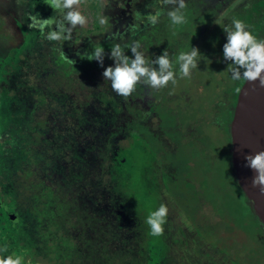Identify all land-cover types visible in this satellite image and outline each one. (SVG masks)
I'll list each match as a JSON object with an SVG mask.
<instances>
[{"label":"trees","instance_id":"trees-1","mask_svg":"<svg viewBox=\"0 0 264 264\" xmlns=\"http://www.w3.org/2000/svg\"><path fill=\"white\" fill-rule=\"evenodd\" d=\"M261 2L264 0H247L236 9L200 51V63L191 79H179L178 73L177 84L166 91L155 113L149 108L160 101L164 89L155 91L141 85L125 101L112 91L109 81H104V69L99 63L86 59L93 49L71 63L61 54L60 42H50L41 34L31 36L40 46L28 64L31 85H36L43 95L32 102L33 142L42 143L44 136L46 139L48 135L56 136L51 133L53 128L71 126L73 122L80 126L74 129L76 145L55 147L59 143L55 140L53 145L48 144L54 150L48 157L39 159L31 152L30 162L18 172L16 201L31 215L35 241L44 257L42 263H137L138 250L126 239L123 220L117 223L113 218L106 190L107 162L112 150H124L135 139H142L161 153L160 147L167 145L170 149L162 157L173 165V174L178 176L183 170L173 158L177 147L188 145L205 154L211 133L225 131L227 160L235 182L229 161L228 124L235 107L236 89L244 80L233 81L226 69L222 51L226 34L222 28L239 18L258 36L264 27V10L255 9V5ZM186 3L185 24L172 25L167 16L171 7L162 4L158 32L151 29L134 39L141 42V50L149 59L164 49H168L174 60L179 53L187 52L218 9L215 0H186ZM125 51L132 56L129 49ZM105 52L110 55V50ZM108 55L104 59L105 68L114 65ZM177 65L174 64L175 70ZM71 106L78 109V115L64 117L61 109ZM256 222L257 234L264 239V228ZM35 251V248L31 250L33 256L37 255Z\"/></svg>","mask_w":264,"mask_h":264},{"label":"rangeland","instance_id":"rangeland-1","mask_svg":"<svg viewBox=\"0 0 264 264\" xmlns=\"http://www.w3.org/2000/svg\"><path fill=\"white\" fill-rule=\"evenodd\" d=\"M129 1L104 0L108 4L104 9H83L89 17V25L73 31V43H67V50L62 42L65 55L82 54V42L86 38L112 47L115 43H128L131 37ZM246 1L224 3L212 24L199 33L187 52L191 47L200 50ZM20 4L23 0H0V245L7 243L9 254L15 252L23 256L25 264H44L43 254L38 249L40 245L35 241L31 215L16 201L18 172L30 162L31 152L39 159L48 157L54 151L48 144L53 145L55 140L59 141L53 145L55 147L76 145V131L80 126L73 122L71 126L53 128L51 133L56 136L48 135L49 140L44 136L42 143L33 142L32 102L43 95L36 85H31L28 64L40 46L38 41L24 39L16 19L20 16ZM255 9L264 10V2L255 5ZM101 16L108 17V24H99ZM113 33L118 35L113 38ZM258 37L264 38V27ZM73 44L76 47L69 49ZM74 61L71 62H77ZM176 72L179 73V64ZM167 89L161 92L163 97ZM61 111L64 117L78 115L75 106ZM210 137L205 154L188 145L174 150L173 158L183 170L181 177H174L173 165L171 167L162 157L165 150L170 149L167 145L160 147L161 153L142 139H135L127 149L112 150L106 174L108 208L117 223L123 220L126 239L138 250L135 264H264V240L257 234L258 224L231 176L227 135L225 131L215 130ZM46 164L49 166L48 162ZM161 203L168 206L169 214L164 234L155 237L150 234L145 220ZM34 248L36 256L31 253Z\"/></svg>","mask_w":264,"mask_h":264},{"label":"clouds","instance_id":"clouds-1","mask_svg":"<svg viewBox=\"0 0 264 264\" xmlns=\"http://www.w3.org/2000/svg\"><path fill=\"white\" fill-rule=\"evenodd\" d=\"M54 12L62 13L60 19L42 18L39 13L28 16V28L36 29L46 40L52 42L70 41L73 31L77 28H85L89 25V17L84 12L82 5L84 0H43ZM165 6H172L167 11L172 25H182L187 22L184 9L187 8L186 0H162ZM161 12L149 13L146 17L149 26L159 23ZM100 25L108 24V17L99 18ZM226 34V42L223 44V60L227 63V70L233 81L241 79L251 83L253 87L264 88V38L252 33L249 26L239 18H234L230 25L223 28ZM47 30V31H46ZM130 30L136 31L137 26H130ZM118 34L113 33L115 38ZM139 40H133L131 44L115 43L110 49V55L102 46H96L87 56L89 61H97L103 68L102 77L109 81L113 92L128 100L138 89L144 85L150 90L159 91L169 86H175L178 82L174 64H179V79H191L193 70L198 69L200 56L197 47H191L190 52H181L175 60L164 49L154 59H149L145 51H142ZM129 49L132 56L126 54ZM61 54L65 55L63 49ZM114 62V65L104 67L105 56ZM66 56V55H65ZM67 58V57H66ZM158 66V67H157ZM240 91L239 88L236 89ZM246 167L255 173L251 183L253 188H258L264 195V150L256 151L254 155L245 156ZM169 208L161 203L159 207L150 212L145 223L150 229V234L155 237L164 234V225L167 223ZM0 264H25V258L15 252L9 254L7 243L0 245Z\"/></svg>","mask_w":264,"mask_h":264},{"label":"water","instance_id":"water-1","mask_svg":"<svg viewBox=\"0 0 264 264\" xmlns=\"http://www.w3.org/2000/svg\"><path fill=\"white\" fill-rule=\"evenodd\" d=\"M228 124L229 161L235 182L264 228V195L253 188L254 171L246 167L245 156L264 150V88L243 81Z\"/></svg>","mask_w":264,"mask_h":264},{"label":"flooded vegetation","instance_id":"flooded-vegetation-1","mask_svg":"<svg viewBox=\"0 0 264 264\" xmlns=\"http://www.w3.org/2000/svg\"><path fill=\"white\" fill-rule=\"evenodd\" d=\"M19 1H21V0H16V2H19ZM215 1H217V5L216 6H217L218 9H216L215 12L213 13V17H212L210 23H208V25L204 26L201 29L200 32H202V30L204 28H206L207 26L212 24V22L215 20V18L218 15V12H219L218 10L224 4V2L222 0H215ZM227 1H229V0H227ZM107 5L108 4L106 2H104V0H84V4L82 5V8L83 9L89 8L91 11H95L96 9H104ZM128 5H129L128 11H129V18H130V26L135 25V26H137L138 30L132 31L129 28V30L131 32L130 33L131 37H130L128 43H126V44H130L134 39L139 37L141 34H145V33L149 32L151 29L155 30V32H158V27H159V24H160V20H159V23L156 24L155 26H149L147 24L146 17H147V15L149 13L155 14L157 11H159V9H160V7L162 5V0H130ZM19 7L21 9L20 16L16 17V19L18 20V22H19V24L21 26V29L23 31L24 39H26L27 42H29V41H31L33 39L31 37L33 34H36V35L40 34V32L38 30L30 29L27 26L28 23H29L28 16H29L30 13H32V14L39 13L42 18H50V17L54 16L55 19H60L61 15H62V13H60V12H56L55 13L54 10L50 6H48L47 4H45L43 2V0H23V4L22 5L20 4ZM169 7H172V6H169ZM124 28L125 29L127 28V24H125ZM219 29L215 33H217L219 31ZM33 31H34V33L31 34ZM29 32H30L31 35H28ZM212 36H210L205 41L204 45L207 43V41ZM62 42H65V47H66L65 49L66 50H67V43H69V42L73 43L72 40H70L68 42L67 41H61L60 42L61 44L60 43L58 44V47L61 50L64 47ZM82 44L84 45L83 49H82L83 53L82 54L81 53H77V54H75V57H70L69 53H66L67 55L65 57H67L66 58L67 61L71 62V61H74V59H76V61H78L82 55L86 54V50H88V51L92 50L98 45L102 46L105 49V51L106 50H110L112 48V46L100 45L99 43L95 44V43H93V41L89 40V38L84 39ZM204 45L201 47V49L199 51H201L203 49ZM75 47L76 46L73 44V45H71V47L69 46V49L70 48L73 49ZM170 87H171V85L168 86V89L166 91H169ZM161 96H162V93L160 94V101L156 102L151 108H149V111L155 113V112H157L159 110V106H160L159 104H160L161 100L165 97V95H164V97L163 96L161 97ZM228 145H229V143H228ZM182 175H184V174L181 173L178 176L181 177ZM174 177H177V175L174 174ZM206 205H208L209 207L213 208L214 210L217 209V208H214L212 205H209L207 202H206Z\"/></svg>","mask_w":264,"mask_h":264}]
</instances>
